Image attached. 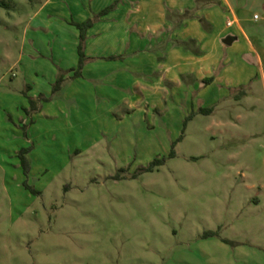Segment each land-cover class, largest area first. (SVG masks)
I'll use <instances>...</instances> for the list:
<instances>
[{
    "label": "rangeland",
    "instance_id": "374dc122",
    "mask_svg": "<svg viewBox=\"0 0 264 264\" xmlns=\"http://www.w3.org/2000/svg\"><path fill=\"white\" fill-rule=\"evenodd\" d=\"M3 1L0 264H264L263 89L255 101L239 91L212 114L187 112L165 90L161 107L146 101L128 114L115 109L117 91L92 102L98 91L83 74L49 97L57 103L75 80L74 92L86 94L75 110L40 113L36 98L32 112L29 81L50 79L32 71L50 70L25 55L70 36L68 8L87 1ZM141 52L124 63L152 73L154 43ZM157 159L165 161L148 170Z\"/></svg>",
    "mask_w": 264,
    "mask_h": 264
},
{
    "label": "crops",
    "instance_id": "0c3cea01",
    "mask_svg": "<svg viewBox=\"0 0 264 264\" xmlns=\"http://www.w3.org/2000/svg\"><path fill=\"white\" fill-rule=\"evenodd\" d=\"M86 1L82 6L75 1L74 9L68 8L70 16L63 21V29L70 36L58 37L51 48L47 40H41L47 51L25 55L29 64L41 63L50 70V74L38 68L32 71L50 79L44 85H39L40 78L29 81L30 98L48 99L58 70L69 72L78 67L80 32L70 20L83 23L116 1L119 5L87 33L89 62L82 75L88 77L89 91H98L93 99L89 97L92 102L110 100L117 91L122 98L116 101L115 109L129 114L130 110L144 109L146 101L161 107V94L166 90L187 112L208 110L207 105H212V114L220 103L238 101L239 91L253 101L260 97L259 87L264 92V0ZM228 37L233 38L231 45L225 43ZM151 43L159 53L154 71L147 69L149 74H140L141 70H130L124 61L137 60ZM132 67L137 68L135 64ZM76 83L70 82L65 97L57 103L41 100L40 113L57 105L75 110L86 98L79 90L74 92ZM102 88L105 94L99 97Z\"/></svg>",
    "mask_w": 264,
    "mask_h": 264
},
{
    "label": "trees",
    "instance_id": "16d2710c",
    "mask_svg": "<svg viewBox=\"0 0 264 264\" xmlns=\"http://www.w3.org/2000/svg\"><path fill=\"white\" fill-rule=\"evenodd\" d=\"M118 3H119V1L114 2L111 6L105 8L103 11L96 14L94 17L88 18L87 20L83 21V23L77 22V21H71V24L73 26H75L80 32V40H79L80 44L78 45L79 61L80 62L78 63L77 68L72 69L69 72L68 71L67 72L61 71L59 77L57 78V80L53 86V94L60 91L61 89H63V85L66 84L67 81H70V80H73L74 78L82 76V70L85 67V65L87 64V62H89L88 58L86 56V44H87V39H88L87 33L94 25H96V23L99 21L100 18L107 15L109 12L113 11L117 7V5H119ZM0 6L8 8L7 3L3 0H0ZM112 59H114V58H112ZM70 73H72L73 76L72 75L69 76L68 74H70ZM41 100L50 101V98L47 99V97H41L39 99V101H41ZM30 104H31L30 109L32 112L39 109V105L37 103H35V101L32 98H30ZM25 112L27 114H29L30 110L25 109ZM199 112L205 113V114H211L212 109H208V110L201 109ZM27 152H28V150H26V149L22 150L20 158H21L24 170L28 174L29 169H30V165H29V161L27 159V156H25ZM174 155H175V153L173 151L171 156H174ZM164 161H165L164 159L155 160L154 162L151 163V166L148 168V170H152L153 166L163 164Z\"/></svg>",
    "mask_w": 264,
    "mask_h": 264
},
{
    "label": "water",
    "instance_id": "95a60500",
    "mask_svg": "<svg viewBox=\"0 0 264 264\" xmlns=\"http://www.w3.org/2000/svg\"><path fill=\"white\" fill-rule=\"evenodd\" d=\"M233 42V38L232 37H228V39L225 40V43L228 45H231Z\"/></svg>",
    "mask_w": 264,
    "mask_h": 264
},
{
    "label": "built area",
    "instance_id": "2783aa9c",
    "mask_svg": "<svg viewBox=\"0 0 264 264\" xmlns=\"http://www.w3.org/2000/svg\"><path fill=\"white\" fill-rule=\"evenodd\" d=\"M256 17H257V16H256ZM228 25H229V26H231V25H232V23H231V22H228Z\"/></svg>",
    "mask_w": 264,
    "mask_h": 264
}]
</instances>
